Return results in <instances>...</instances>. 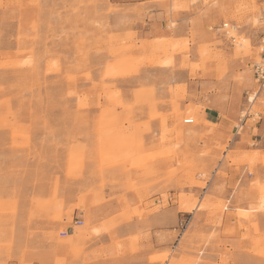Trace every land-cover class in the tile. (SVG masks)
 <instances>
[{"label":"rangeland","instance_id":"obj_1","mask_svg":"<svg viewBox=\"0 0 264 264\" xmlns=\"http://www.w3.org/2000/svg\"><path fill=\"white\" fill-rule=\"evenodd\" d=\"M148 4L166 12L172 32L180 13L197 18L187 35L151 40L132 27L146 25L145 3L0 0V264H86L102 256L88 249L105 233L110 257L136 254L148 232L122 238L120 224L171 206L205 214L214 229L234 220L202 234L195 257L177 262L171 250L150 262H206L212 246L213 255L237 253V264H264V91L254 75L264 63V0ZM157 67L170 73L155 77ZM211 93L234 106L220 136L203 116ZM231 167L245 176L232 197L220 182ZM115 202L112 216L93 220L91 209Z\"/></svg>","mask_w":264,"mask_h":264},{"label":"crops","instance_id":"obj_2","mask_svg":"<svg viewBox=\"0 0 264 264\" xmlns=\"http://www.w3.org/2000/svg\"><path fill=\"white\" fill-rule=\"evenodd\" d=\"M114 5L117 6H133L135 4H141L145 3L147 4V8H149V12L146 14H143V16H146V25H143L142 23H137L133 27V30L136 31L138 34H141L142 37H148L151 40H154L156 38H163L167 36H173L177 35L179 37H182L183 35L188 34V30L190 29V24L192 19H196L197 16L190 12H182L180 13V21L179 25L180 27L177 30H174L173 32L168 30V16L166 15V12L161 9L159 5L154 4H148L149 0H111ZM126 16L124 13H120L119 15L112 16L114 21H119L121 18ZM128 16L131 17L132 21L135 19L137 20L138 16L137 14H128ZM134 20V21H135ZM139 21V20H138ZM175 33V34H174ZM150 73H152L153 76L163 78V76H168L170 73L169 69L166 68H158L149 70ZM145 74V73H144ZM143 77V74H142ZM138 78L135 77L134 80L136 81ZM204 83L205 87H210L211 84H218L217 81H200ZM231 85L234 87L236 84L234 82H231ZM210 100H213L215 103H212L210 107H208L204 111V118L209 123L217 124L219 126L218 129V136L219 134L224 133V129L229 126L232 120L235 118L234 114V106L233 102H231V98L229 96L228 101L223 102V97L211 93ZM161 109L163 111L169 110L167 106H162ZM225 117L227 119H225ZM162 124V121L159 122V125ZM262 143L261 140L255 139ZM264 151V148H263ZM261 159L264 160V157L261 156ZM223 167H220V170H222ZM260 169L259 171H264V168L257 167ZM226 173H228L227 179H221L220 182H224L227 190V194L229 196L235 195L236 191L232 189L233 185H235L237 182L241 183L245 180V176L242 175V173H238L234 167L231 168H225L223 169ZM215 175V178L216 179ZM212 184H210L211 186ZM264 187V185H262ZM107 195L111 194L112 192L108 189L105 192ZM131 201H135V196L133 194H128ZM259 207L261 210H264V192L259 193ZM119 208V205L115 202L112 205L104 206L99 211L97 208L91 209V212L93 215H95V218L93 219L95 222L98 220L101 221L97 216H103L105 213L110 211L109 218L114 214V211ZM78 215L83 219L85 218L86 212H82L77 210L76 211ZM183 218L188 219V224L186 228L180 227L179 223L182 222ZM207 220V217L205 214H199V213H192L187 214L183 213L181 211H178L176 207H168L166 209H161L160 212H157L151 216H148L144 218V220H139L138 218H133L131 221H126V223H121L120 227L116 230L118 235L122 238H127L128 236H134L141 233H147V235H144L139 241H137V245L141 247V251L132 254L129 253L125 257H119V258H113L110 257L111 251L115 250V246L112 244V237L110 234L105 233L99 236H96L94 238V243L90 246L88 249L89 253H92V251L95 252H101L102 256L100 258H96L95 261L92 260V262L86 263V264H170L169 262L165 261V263L162 262H150V258L152 259H158L163 256L168 251H178V255L176 257L177 262L180 261V258H191L195 257L196 253L194 252L196 249H198L199 243L201 242V235L202 234H209L213 230L220 232H223L225 230V223L228 221L229 223H233L232 220L234 218H225L224 219V227L222 228H213L212 226H207L205 224V221ZM81 223L83 224V221L80 219ZM99 224V223H97ZM74 230L71 228L68 229V234H73ZM124 245L126 247H130V240H127L124 242ZM228 248H231V245L229 244L227 246ZM230 250V249H229ZM215 253L212 246H205L203 252L201 253V256L203 260L206 262H198V264H213V263H222V259L226 261L224 264H237V262L234 260V257L237 256V253H226L224 249L223 256L221 255H213L212 253ZM107 254V255H105ZM109 257V258H108ZM79 264H85L82 260Z\"/></svg>","mask_w":264,"mask_h":264},{"label":"built area","instance_id":"obj_3","mask_svg":"<svg viewBox=\"0 0 264 264\" xmlns=\"http://www.w3.org/2000/svg\"><path fill=\"white\" fill-rule=\"evenodd\" d=\"M223 28H225V26H223ZM254 66H255L254 67V75H255L256 83L259 85L260 91H264V67L262 68V67L258 66L257 64ZM180 226L182 228L186 227L184 225H180Z\"/></svg>","mask_w":264,"mask_h":264},{"label":"bare ground","instance_id":"obj_4","mask_svg":"<svg viewBox=\"0 0 264 264\" xmlns=\"http://www.w3.org/2000/svg\"><path fill=\"white\" fill-rule=\"evenodd\" d=\"M225 26V29L227 28V27H229V24H225L224 25ZM229 31V30H228ZM234 39V38H233ZM235 40V39H234ZM258 66H260V67H264V63L262 64H257ZM260 93V92H259ZM258 92L257 93H255V94H253V95H250L248 98H247V100L250 102V104H254L255 103V99H256V96L259 94ZM194 122H195V120H192V119H186V120H184V123L185 124H194Z\"/></svg>","mask_w":264,"mask_h":264}]
</instances>
